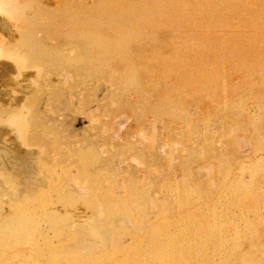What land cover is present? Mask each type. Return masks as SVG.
Masks as SVG:
<instances>
[{
	"label": "rangeland",
	"instance_id": "374dc122",
	"mask_svg": "<svg viewBox=\"0 0 264 264\" xmlns=\"http://www.w3.org/2000/svg\"><path fill=\"white\" fill-rule=\"evenodd\" d=\"M19 1L0 264H264V0Z\"/></svg>",
	"mask_w": 264,
	"mask_h": 264
},
{
	"label": "bare ground",
	"instance_id": "6f19581e",
	"mask_svg": "<svg viewBox=\"0 0 264 264\" xmlns=\"http://www.w3.org/2000/svg\"><path fill=\"white\" fill-rule=\"evenodd\" d=\"M19 0H0V10H3L5 13H9L8 16L11 17L14 15H17V10L20 8L19 5ZM1 12V11H0ZM3 13V12H1ZM0 13V14H1ZM10 17V18H11ZM238 17V16H237ZM14 18V17H13ZM9 19V18H8ZM12 20V19H11ZM14 21V20H13ZM13 23V22H12ZM1 24V22H0ZM13 27L15 26L14 24H12ZM12 27V29H14ZM16 27V26H15Z\"/></svg>",
	"mask_w": 264,
	"mask_h": 264
}]
</instances>
